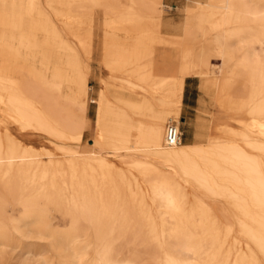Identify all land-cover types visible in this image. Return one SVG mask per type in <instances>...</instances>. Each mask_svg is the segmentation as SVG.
<instances>
[{
  "label": "bare ground",
  "instance_id": "6f19581e",
  "mask_svg": "<svg viewBox=\"0 0 264 264\" xmlns=\"http://www.w3.org/2000/svg\"><path fill=\"white\" fill-rule=\"evenodd\" d=\"M194 3L187 9L202 21L171 22L182 29L172 32L182 45L178 68L152 62L146 48L173 37L163 0H0V255L31 238L52 251L38 252L36 264H129V239L155 243L157 264H264V0ZM86 34L101 37L105 79L136 63L128 73L144 89L131 100L129 80L118 94L106 86L101 97L123 108L107 98L95 123L63 96L54 66L93 54ZM189 74L202 77L215 104L240 96L258 136L237 139L227 122L223 142L197 131L193 144L167 143L163 122L178 121L179 109L159 92L182 90Z\"/></svg>",
  "mask_w": 264,
  "mask_h": 264
},
{
  "label": "rangeland",
  "instance_id": "374dc122",
  "mask_svg": "<svg viewBox=\"0 0 264 264\" xmlns=\"http://www.w3.org/2000/svg\"><path fill=\"white\" fill-rule=\"evenodd\" d=\"M200 1L202 3L206 2V0H200ZM163 3H164L163 8H166L165 12L163 9V12H164L163 17L165 18L167 17L166 19L164 18V20H166L164 22L165 23L164 27L168 25L164 28V31L168 32L167 31L168 29L169 32H171L168 34L173 37H170L169 40L163 39L162 41H158L154 44L146 46V48L148 49V52H150V57H151L152 62L156 61L161 64H166L171 67L179 68L182 45L180 42H177L175 40L172 32H175V33L182 32L181 28H180L181 30L179 29L180 31L178 30V27H180L179 26L180 24L179 25L177 24L179 22L181 23V21L184 20L186 17L193 18L196 21H200V20L202 21L204 16H202V14L200 13L201 11L198 8L187 9L189 6H192L195 4L194 0H163ZM166 22L169 24H167ZM171 22L173 23V25L175 26L177 25L178 27L173 26ZM170 25H172L174 29ZM121 29L122 28L116 27L115 30L118 32V31H121ZM174 30H178L179 32L174 31ZM216 36H217L216 41L220 42V36L219 35H216ZM85 37H86L85 38L86 41H88V43L92 44L93 46V54L88 55L92 57V66H91V72L89 73V75L88 74L86 75V80L90 88L89 97L85 102H81V103L85 107V117L87 118V120L91 121L92 123H95L98 120L97 109L100 112H103L106 109L105 107H106L107 98H110L112 100V108L115 111H121L123 108V106L121 105V102H119L115 97L113 98L111 95L110 97L106 96L107 98H104V99L101 97V93L105 91L106 86L108 87V88L106 87L107 89L112 88L114 91V94H118L119 91L123 89L125 80H129L130 81L129 83L130 84L132 83V86L130 87V90H129L130 91L129 98L131 100L140 99L142 97V93L144 92V89L139 87V83L141 82L138 80V77L135 75H130V73H128L129 70H131L133 67L137 65L136 63H131L129 65H126L127 67L126 69H120L119 71H114L111 69L109 78L105 79L104 74L106 73V71L104 72L102 70V67H103L102 59H101L102 51H101V46L99 45V42H98L101 39V37L99 38L93 35L92 36L93 38H92L90 34H86ZM109 42H110V46H115L117 45L118 40L117 38H114L111 41L109 40ZM199 50H200L199 47H195L194 49V51H199ZM78 54L86 55L84 53H78ZM212 61L213 63H212L211 71L216 73L218 71V68L220 67L221 62L220 60L216 58H214V60ZM189 75L191 76L188 78V82L197 86L194 90L195 95L193 94L194 99H192V104L194 105L193 108L192 107L184 108L183 106H182V110L179 108L178 99H173V97H175V93L179 91H176L174 94L169 95V91L171 90V88L166 87V89L159 92V94L165 97V99L172 101L170 104H168L167 107L179 109L180 118L179 119L177 118L178 121L177 120H171V121H175L176 123L180 124L181 129L183 131H185L184 130L185 127L190 126V130L193 136L192 141H194L195 139L194 126H193L194 121L196 124L197 131L203 133L204 134L203 140H207V141L223 142L225 140H228V137H225V133L224 134L221 133V132H225V123L227 122L228 124H232L233 126L238 127L239 133L236 136L237 139H240L241 135L244 133H247L252 138L258 136L256 134H253V132H251L250 130L251 129L250 127L251 126L254 127L256 123H255V120L252 119L253 117L250 113L248 104L242 105L243 103H242L240 96H233L231 101L228 103V105L225 106L224 104L221 103V100H222V95H221L216 100V102L218 103L215 104V102L212 101V98L210 97V95L206 94V92L201 88L202 77L200 75H196V76L193 74H189ZM113 83L115 85L114 87L112 86ZM245 92L247 91L245 90ZM253 97L261 98L262 94L260 92H257L255 95H253ZM251 99H252V96H251ZM203 103L209 110L206 111L203 109ZM75 110H79L78 105L75 106ZM128 113L132 115L133 111L131 109H128ZM231 116L233 118H231ZM0 122H2L1 119H0ZM163 123H164V126H166L168 124V121H164ZM246 125L249 126L248 129L245 127ZM216 135H218L219 137H215ZM91 138H92V133L90 131L86 135L84 143L88 144L87 141L90 142ZM259 138H261V136ZM183 142H185L184 139H183ZM84 143L79 144V148L82 150H86L90 147ZM127 168L128 170H131L137 174L136 171L132 170L129 167ZM193 191H196V190L194 188H191V192ZM55 221H56V225H60V226H63L66 223L65 218L60 213H58L57 217L55 218ZM24 239L26 242L24 241ZM24 239H22L23 243L21 242V247L18 246L20 249L17 246L15 247L16 249H14L13 246H11L13 249H9L10 245H8L9 247L7 246L8 248V250L6 249L7 252L5 251L2 255H0V264H24V263L36 264L39 261V260L37 261V259H40L43 256V255L41 256V254H43L45 251H47L48 255L52 253L49 247L48 241L44 240L45 241L44 242L43 240H40V239L27 238V240H29L28 242L26 238ZM34 240L36 241L34 242L35 244H37L39 240L41 241V242L40 241L38 242V245H41L44 242L43 246L41 245L42 248L44 247V251L41 250L42 249L41 247H38V245L36 246L33 243ZM27 242L29 243L31 247H32L31 243L35 245L34 248L32 247V250L30 252L26 251L30 247ZM46 243L48 244L47 246H46ZM25 247L27 248L25 249ZM125 247L126 249H125V254L123 255V257L125 260L129 261V264L130 263L131 264H157L158 252H157L155 243H152V242L143 243L142 242V243L134 244L132 241L127 239L125 241ZM21 249H23L22 253H21ZM35 250L37 253L35 252ZM100 250H101V247L99 245H96L94 248H92L91 253H94ZM126 250L128 252H126ZM34 252L37 255L41 253L38 255V257L39 256L41 257L38 258L37 256H34L33 255ZM47 253H44L45 254L44 256H48ZM30 254L32 256H30ZM30 257L33 261L36 257L37 258L34 262H32V261H29ZM86 257L88 258L89 254H87ZM24 260L25 262H23Z\"/></svg>",
  "mask_w": 264,
  "mask_h": 264
},
{
  "label": "crops",
  "instance_id": "0c3cea01",
  "mask_svg": "<svg viewBox=\"0 0 264 264\" xmlns=\"http://www.w3.org/2000/svg\"><path fill=\"white\" fill-rule=\"evenodd\" d=\"M54 66L55 69H57L59 76L58 80L63 84V96L78 102H85L89 97L90 88L86 80V75H89L91 72L92 57L88 55L67 54L64 57H61ZM190 76L191 75H187L186 78H184V87L182 91L176 92L175 97H173V99H178V105L181 110L182 106L184 108L194 107L192 99H194V90L197 86L188 82ZM193 126L195 133L194 141H192L193 136L190 126H187L184 129L185 131L182 130V138L185 140V142L182 143L188 145L195 143L197 139L195 121Z\"/></svg>",
  "mask_w": 264,
  "mask_h": 264
},
{
  "label": "built area",
  "instance_id": "2783aa9c",
  "mask_svg": "<svg viewBox=\"0 0 264 264\" xmlns=\"http://www.w3.org/2000/svg\"><path fill=\"white\" fill-rule=\"evenodd\" d=\"M183 131L180 124L175 121H171L166 126V142L169 144H175L182 139Z\"/></svg>",
  "mask_w": 264,
  "mask_h": 264
}]
</instances>
